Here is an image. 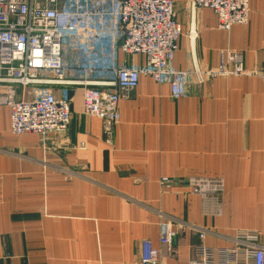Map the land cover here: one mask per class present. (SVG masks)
I'll list each match as a JSON object with an SVG mask.
<instances>
[{
	"label": "crops",
	"instance_id": "crops-1",
	"mask_svg": "<svg viewBox=\"0 0 264 264\" xmlns=\"http://www.w3.org/2000/svg\"><path fill=\"white\" fill-rule=\"evenodd\" d=\"M173 2L182 30L174 69H214L222 51L242 54L248 70L264 65V0H248V23L227 32L218 30L211 10ZM57 7L86 12L111 5L57 0ZM64 50L65 62L103 64L110 49L106 39L71 36ZM115 61L145 63L119 51ZM46 91L71 99V119L65 132L44 138L12 135L0 99V264H139L142 240L160 249L165 264H190L200 229L207 247L233 248L240 232L264 247V80L199 82L191 75L187 95L173 100L167 84L142 76L121 93L111 144L102 122L83 113L81 87H16L15 95L32 99ZM192 177L223 181L220 216L204 215L209 207L187 188ZM164 222L175 232L168 248L159 243Z\"/></svg>",
	"mask_w": 264,
	"mask_h": 264
},
{
	"label": "built area",
	"instance_id": "built-area-1",
	"mask_svg": "<svg viewBox=\"0 0 264 264\" xmlns=\"http://www.w3.org/2000/svg\"><path fill=\"white\" fill-rule=\"evenodd\" d=\"M82 2L84 0H75ZM108 10L58 9L57 0H0V99L9 112L12 135L33 134L40 138L65 132L71 119V99L55 97L46 91L32 99L16 98L15 88L24 92L36 85L81 87L82 109L87 116L103 124L104 140L111 144L113 128L119 121L121 93L134 90L139 78L149 77L157 84H167L170 98L187 95V81L228 75L257 76L264 80V65L246 70L242 56L235 51L220 52L215 69L193 66L190 71L173 68L172 62L182 34L176 20L173 0H107ZM190 11L209 9L217 18V28L229 31L246 25L248 0H188ZM93 18L103 20L100 26ZM71 36H86L90 43L101 39L109 44L108 60L103 64L64 61V43ZM193 39V35L191 36ZM144 58L143 66H118L116 53ZM74 71L82 74L73 80ZM45 73L46 75H41ZM167 180H161V185ZM221 179L192 177L187 180L189 194L200 198L208 210L204 215L220 216ZM182 227V226H181ZM205 230H198L200 240L192 249L190 264H264V247L255 244L247 232L237 234L234 248H211L203 244ZM175 232L171 223H161L159 243L167 248ZM139 264H165L159 248L142 240Z\"/></svg>",
	"mask_w": 264,
	"mask_h": 264
},
{
	"label": "rangeland",
	"instance_id": "rangeland-1",
	"mask_svg": "<svg viewBox=\"0 0 264 264\" xmlns=\"http://www.w3.org/2000/svg\"><path fill=\"white\" fill-rule=\"evenodd\" d=\"M193 40V39H192ZM241 56H242V54H241ZM242 61H243V58H242ZM244 66V65H243ZM262 67V66H261ZM261 67H259V68H261ZM245 68V67H244ZM259 68H257V69H259ZM215 69V68H214ZM246 69V68H245ZM246 70H248V69H246ZM250 70H252V69H250ZM260 74H257V77L258 78H260V76H259ZM219 76V75H218ZM228 76H236V75H228ZM240 76H245V75H240ZM216 77V76H215ZM261 79V78H260ZM28 89V88H27ZM27 89L25 90V92L27 91ZM43 93H45V92H41V94H43ZM40 94V93H39ZM10 131V130H9ZM196 196V195H195ZM201 201V200H200ZM234 248V247H233ZM228 249H231V248H228Z\"/></svg>",
	"mask_w": 264,
	"mask_h": 264
}]
</instances>
